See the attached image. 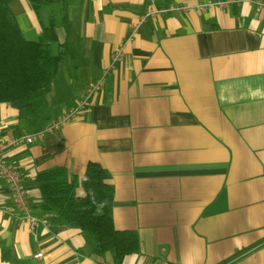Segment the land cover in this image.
I'll return each instance as SVG.
<instances>
[{
  "label": "crops",
  "instance_id": "0c3cea01",
  "mask_svg": "<svg viewBox=\"0 0 264 264\" xmlns=\"http://www.w3.org/2000/svg\"><path fill=\"white\" fill-rule=\"evenodd\" d=\"M170 3L193 7L142 19ZM11 9L37 39L47 11L39 17L29 0ZM69 15L75 77L64 69L48 117L1 102L0 135L44 129L105 71L106 81L71 122L8 150L41 221L33 232L0 178V264H115L42 208L38 173L64 166L84 196L89 162L108 172L116 229L139 236L122 264H264V10L251 0H71Z\"/></svg>",
  "mask_w": 264,
  "mask_h": 264
},
{
  "label": "trees",
  "instance_id": "16d2710c",
  "mask_svg": "<svg viewBox=\"0 0 264 264\" xmlns=\"http://www.w3.org/2000/svg\"><path fill=\"white\" fill-rule=\"evenodd\" d=\"M12 1L0 0V103L17 108L22 118L48 117L59 77L66 67L72 77L77 70L75 58L80 44L71 37V0H29L39 17L47 11V22L37 39L25 37L11 9ZM59 28L66 31L64 41L58 37ZM107 177L105 168L89 162L80 180L84 196L77 194L79 182L69 177L64 166L38 173L36 183L43 209L79 228L93 253L111 252L114 263L122 264L127 255L139 251L140 241L135 231L116 229L114 188L106 183Z\"/></svg>",
  "mask_w": 264,
  "mask_h": 264
},
{
  "label": "built area",
  "instance_id": "2783aa9c",
  "mask_svg": "<svg viewBox=\"0 0 264 264\" xmlns=\"http://www.w3.org/2000/svg\"><path fill=\"white\" fill-rule=\"evenodd\" d=\"M251 2L260 10H264V0H251ZM193 5L188 3H170L161 8L150 9L142 19L154 17L159 14L168 12H185L189 10ZM199 8L203 9L205 4L198 5ZM137 27H135L136 29ZM107 72L105 71L102 76L92 82L87 90V95L81 98L71 106L60 118L51 121L44 129L35 133L22 132L20 134H13L9 136L0 135V178L6 183L9 192L11 193L15 207L25 214L27 221L30 224L32 231L34 232L40 224V218L30 214L29 200H28V189L25 186L23 177L19 172L17 166L10 163L6 157L9 149L22 145L31 144L37 140H42L47 134L53 133L65 124L71 122L80 113L89 107V101L87 97L99 90H101L106 81ZM41 256V254H38Z\"/></svg>",
  "mask_w": 264,
  "mask_h": 264
},
{
  "label": "rangeland",
  "instance_id": "374dc122",
  "mask_svg": "<svg viewBox=\"0 0 264 264\" xmlns=\"http://www.w3.org/2000/svg\"><path fill=\"white\" fill-rule=\"evenodd\" d=\"M59 32H60V34H61V36H63V34H64V31H63V29L61 28V29H59ZM33 36V34H28V35H26V37L27 38H31ZM33 39H35V38H33Z\"/></svg>",
  "mask_w": 264,
  "mask_h": 264
}]
</instances>
